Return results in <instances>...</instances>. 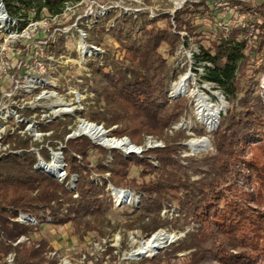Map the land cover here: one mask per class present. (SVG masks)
<instances>
[{
    "label": "trees",
    "instance_id": "1",
    "mask_svg": "<svg viewBox=\"0 0 264 264\" xmlns=\"http://www.w3.org/2000/svg\"><path fill=\"white\" fill-rule=\"evenodd\" d=\"M77 1L4 0V4L8 15L22 28L28 18L58 15L66 3ZM230 9L237 17L249 13L250 18H236L229 28H222L217 21L224 19L218 15ZM146 16L139 21L125 17L116 22L112 34L125 48L129 63L115 64L109 72L98 67L92 71L94 86L89 89L95 98L89 106V118L107 129L116 126L111 134L127 136L136 146L147 136L164 145L126 156L119 149L93 144L86 136L65 141L70 132L68 124L57 123L48 138L65 141V177L59 181L35 168L37 156L28 150L29 140L8 134L11 150L21 152L0 155L2 264L9 254L14 255V264L47 263V240L14 245L20 236L37 230L15 220L20 212L38 220L49 217L59 225L69 223L78 236L94 230L103 234V228L110 226L107 213L112 207L107 183L141 194L138 207L130 213L135 218L125 223L126 228L137 226L147 235L161 228L184 233L164 254L145 258L140 264H163L177 257L183 258L177 264H264V163L256 157L264 154V87L261 92L248 87L242 93L240 81L250 71L261 74L264 82V1L252 6L245 0H193L177 11L173 27L169 20L166 27L158 25L160 15L152 21ZM202 17L210 20L209 34L203 43L196 40L198 52L193 58L203 74L196 68L192 71L201 83L222 92L231 107L220 112L218 124L210 133L203 128L194 130L200 136L210 135L214 147V152L194 162L192 156H181L188 135L173 129L189 113L191 104L186 97H170L171 83L180 69L173 68L169 59L190 42L180 32L193 35L200 27L196 19ZM97 32L101 39L102 25ZM59 128L62 133H58ZM41 130L50 131L51 126ZM91 151L98 155L93 167L82 160ZM39 154L48 159L46 150L41 148ZM108 155L111 160H107ZM183 160H191L188 167ZM132 167H138L140 175H152V179L138 182L129 177ZM74 174L75 189L70 190L69 180ZM192 174L199 177L191 179ZM95 175L102 184L93 179ZM173 204L179 225H168L170 220L160 215L163 206ZM180 252L184 254L178 256Z\"/></svg>",
    "mask_w": 264,
    "mask_h": 264
},
{
    "label": "rangeland",
    "instance_id": "2",
    "mask_svg": "<svg viewBox=\"0 0 264 264\" xmlns=\"http://www.w3.org/2000/svg\"><path fill=\"white\" fill-rule=\"evenodd\" d=\"M192 1L81 0L79 4L59 15L44 14L41 20L39 19L38 22L28 26L22 35L13 37L9 34H0V155L7 151L21 152V150H11L10 144L7 143V135L15 133L23 139L29 140L30 148L28 150L37 156L35 168L49 173L42 165H51L58 159L62 168L60 174H50L59 181H63L65 177L63 148L68 138L86 136L93 144L106 149H119L126 156L134 153L131 150L135 144L127 136L115 137L111 134L110 130L116 126L107 129L103 124L90 121L89 106L95 98L93 90L89 89L94 86V83L90 81L93 78L92 71L98 67L102 68L104 72H109L113 70L115 64L129 63V60L124 57L126 55L125 48L112 34L117 21L123 20L122 18L125 17H132L139 21L146 15L152 21L160 15L162 18H157L158 25L168 26L169 20L173 27L175 26L174 16L181 9H176V5L183 2V7ZM245 1L255 6L264 0ZM218 17H222L221 19H224L225 23L218 19L217 24L222 28H229L230 24L235 23L239 18L249 19L250 15L244 13L241 17H237L230 9V11L219 13ZM196 23L200 24V27L193 35H189L185 31L180 32L181 37H189L190 42L187 46L181 45L174 57L169 59V64L173 68L180 69L171 83L170 97L183 96L188 98L191 104L189 113L180 122L174 124L173 129L184 130L188 135L184 142L186 149L181 151V156H192L194 162L199 161L200 157L214 152L211 136L197 135L194 130L203 128L206 133H210L218 124L220 112L231 107L228 106L222 92L215 90L213 85L201 83L199 75L192 71L193 68H196L201 75L203 74V70L197 66L193 54L198 52L196 40L203 43L210 28L209 18H198ZM99 25L103 27L101 39H98V32L94 33ZM81 29L86 33L84 38L80 35L79 30ZM92 46L100 48L99 53H93V56H89V54L88 57L84 56L81 49ZM183 77H186L187 83L185 91L175 93V85ZM240 81L242 93L248 87H252L256 92H261L264 87L261 74L253 75L250 71L246 76L241 77ZM211 108H219L217 119L212 126L208 125L204 118ZM60 122L68 124L66 129H70L65 141L48 138L54 131L52 126ZM83 123H91L97 128L100 127L105 133L106 139L112 141L113 146L104 144L87 133L79 132ZM49 125L51 126L50 131L43 132L41 130L44 126L49 127ZM62 131V128L58 129V133H62ZM200 139L206 141L204 149L192 151L190 143L199 142ZM116 142H127V145H114ZM35 143L39 146H35ZM163 145V141L147 136L138 146L142 150L138 155L151 147ZM41 148L48 152V159L39 154ZM123 148L129 149L131 152L126 153ZM97 156L96 151H91L86 159L82 160L89 161L93 167ZM256 157L261 163H264V154H256ZM107 160H111L110 155L107 156ZM152 161L154 165H157L155 159ZM183 161L187 167L191 162V160ZM194 162L192 165L196 166ZM204 168L205 166L200 167L202 170ZM108 176L109 173H106L105 177ZM129 177L136 178L140 182L148 181L153 176L150 174L140 175L139 168L132 167ZM198 177L197 174H192L191 179ZM93 179L98 181L99 177L95 175ZM75 183L76 175L74 174L69 180L68 188L74 190ZM106 189L111 194L112 207L107 213L110 226L103 228V234L94 230L78 236L73 233L69 223L59 225L53 223L49 217L45 220H38L20 212L15 220L23 225L35 226L37 230L26 236H20L14 245L21 243L28 246L39 239L47 240L50 245L45 252L46 264H51L50 262H54L53 264H140L145 258L150 259L157 256L158 253H160L159 255L164 254L170 244L183 236L184 233L175 229L161 228L147 235L137 226L131 229L126 228L125 223L135 218L130 213L133 207H138L141 194L130 188L116 187L111 183H107ZM116 189L130 194V196L117 199ZM170 191L171 194L176 193L174 190ZM175 208V204L165 205L160 212L163 218L167 217L170 220L168 225H173V223L179 225L180 223L175 220L177 215ZM156 234L166 238L160 247L154 250L149 249V252L144 250L143 255L147 256L129 261L128 257L134 249L131 256H136L135 252L140 248L137 247L140 246L142 239L143 247L147 246ZM183 254L184 252H180L178 256ZM181 260H183L182 257H177L175 260L167 259L162 263L177 264ZM6 261V264H14V255L9 254ZM0 264H2L1 261Z\"/></svg>",
    "mask_w": 264,
    "mask_h": 264
},
{
    "label": "bare ground",
    "instance_id": "3",
    "mask_svg": "<svg viewBox=\"0 0 264 264\" xmlns=\"http://www.w3.org/2000/svg\"><path fill=\"white\" fill-rule=\"evenodd\" d=\"M186 85H187L186 77L181 78L175 85V93H183V91H185ZM218 110H219V108H214V109L211 108L210 111L206 115H204V118L206 119V122L208 123V125L212 126L214 124L215 119H217ZM79 132L87 133L92 138H94L96 140H100L104 144H107V145H112L113 144L111 140L106 139L105 133L103 132V130L100 127L97 128L95 125H93L91 123H83L81 125L80 129H79ZM195 142H191L190 143L192 151L195 152V151H199V150H203L204 149V146L206 145V141L204 139L199 141V142H196V143ZM114 145L124 146V145H127V142H118V143L116 142V143H114ZM42 167L47 169L45 171H47L49 173H53L55 175H57V174L59 175L61 170H62L60 162H59L58 159L55 160V162L53 164L48 165V166L47 165H42ZM115 192L117 194L116 195L117 199L121 198V197L127 198V197L130 196V194H127L126 192H124L122 190H116ZM165 239L166 238L163 237L162 235H157L156 234L154 236V238L150 240V242H149V244L147 246H144V247L140 246V248L135 252L136 255L144 253L145 251H148L149 249L150 250H154L155 248L160 247V244H162Z\"/></svg>",
    "mask_w": 264,
    "mask_h": 264
},
{
    "label": "built area",
    "instance_id": "4",
    "mask_svg": "<svg viewBox=\"0 0 264 264\" xmlns=\"http://www.w3.org/2000/svg\"><path fill=\"white\" fill-rule=\"evenodd\" d=\"M80 2H81V0H78L77 2L66 3L62 13H64V11H66V10H70L73 6L79 4ZM182 3L183 2L178 3L179 5H176V9L181 8L182 7ZM151 15H153V14H151ZM54 17H56V16H54ZM36 22H38V20H33L32 18H28L26 23H25V25L22 28H19L18 20L14 19V18H11L8 15V13L6 11V8H5L4 0H0V34H9L10 36L16 37V36L22 35L25 32L26 28H28V26H31L32 24H34ZM83 29L79 30L80 35H81L82 38H84L86 36V33L84 32ZM81 50H82L83 55L88 57L87 56L88 54H89V56H91L93 53H95V54L99 53L98 51L100 50V48L92 46V47H86V48L81 49ZM123 150H125L126 153H130L132 151V152L137 153V154L142 151L141 148L136 146V145L133 146V149L131 151L129 149H126V148H123ZM116 190H118V189H116ZM140 246L143 247V239L140 242ZM140 246H138L137 248H139ZM133 251L130 253V255L128 257L129 261L130 260L134 261V260H136L138 258H141L143 256L144 257L147 256V255H143V253H141L139 255H136V256H131Z\"/></svg>",
    "mask_w": 264,
    "mask_h": 264
}]
</instances>
